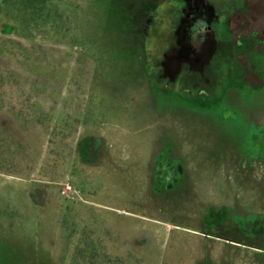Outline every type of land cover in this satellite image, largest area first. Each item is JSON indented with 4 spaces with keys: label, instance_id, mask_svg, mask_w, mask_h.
Segmentation results:
<instances>
[{
    "label": "rangeland",
    "instance_id": "obj_1",
    "mask_svg": "<svg viewBox=\"0 0 264 264\" xmlns=\"http://www.w3.org/2000/svg\"><path fill=\"white\" fill-rule=\"evenodd\" d=\"M185 1L206 20L187 26V48L210 13L225 42L227 24L234 41L264 26V0ZM180 2L0 0V264H264V205L246 176L264 51L248 66L260 85L225 75L203 98L178 58L171 73L186 69L192 91L156 85L173 43L165 11ZM150 16L163 28L146 34ZM162 154L180 163L172 186L155 174Z\"/></svg>",
    "mask_w": 264,
    "mask_h": 264
},
{
    "label": "flooded vegetation",
    "instance_id": "obj_2",
    "mask_svg": "<svg viewBox=\"0 0 264 264\" xmlns=\"http://www.w3.org/2000/svg\"><path fill=\"white\" fill-rule=\"evenodd\" d=\"M186 3L187 2L185 0H181L178 7L165 11L167 20L163 26H166L169 38L171 37L173 43L165 45L164 50L160 52L162 53V55H160V58L162 59L155 60V62L159 64L157 65L155 72L151 74L152 82L156 85L163 86L167 84L171 86L177 85V88H180L181 90L186 89L192 91L190 87H183L185 84L184 81L188 77L185 70L195 68L198 69L196 70V73H194L198 77H196V79H198L196 81L199 84L197 87L201 86L198 88L197 92L201 94L203 92V95H205L203 98L215 96V93H213L215 91V87H217L218 84H221L225 75H227L226 77L230 76L233 79H238L242 76L245 81L256 79L257 84H263V79L260 74L256 73L251 76L248 72L249 64L254 67V63H252V56L254 52L264 51L263 23H261L259 28L260 30H257L256 33H250L247 30L237 32L236 41H234L235 30L233 29V26H231V24H227L228 32L226 34V47H221L219 45L214 46L211 45L210 42L211 35L214 32V34L217 35L220 28L217 27L218 22L212 18V14H209V21H211V25L209 26L210 29L204 31V35L201 36L200 45L187 48L182 44V34L185 30H187V26H191V24L195 23L198 26L202 23V21L206 20L202 18V13L199 10H194L193 16L189 19L190 17L188 18L187 13L185 12V8H187ZM197 3L198 5H202V1L198 0ZM232 13L233 12L229 13L227 23L230 21ZM148 21H151V28H148V25L146 28V34L149 33V31L151 32V29L153 30V28H158V25L160 26L159 28H163L161 26V23H163L162 19L154 20L153 16H150ZM256 44L257 49H253ZM149 49L151 59L154 51L152 46H150ZM165 52L166 54H164ZM249 53L251 55L249 57V61L245 62L244 57ZM176 58L180 60L178 61ZM240 58L243 60L245 65L240 63ZM176 61H178L177 63L179 64L182 63L187 66L185 70L183 69V72L180 75H176V72L171 73L172 68L169 67ZM207 84L210 86L209 91L208 88L205 87ZM258 133H260V137L258 138V143L255 147L257 148V154L255 156L256 160L255 163H249V174H246V176H252L251 182L256 183V192L260 196L259 203L264 205V126ZM258 133L257 136H259ZM179 165V160L172 159L170 155L162 154L160 159L154 164L155 174L160 177V179L168 182L170 181L172 186V184L179 177Z\"/></svg>",
    "mask_w": 264,
    "mask_h": 264
},
{
    "label": "trees",
    "instance_id": "obj_3",
    "mask_svg": "<svg viewBox=\"0 0 264 264\" xmlns=\"http://www.w3.org/2000/svg\"><path fill=\"white\" fill-rule=\"evenodd\" d=\"M43 1H45V0H41V3L43 2ZM27 2H28V5L30 4L31 6L34 4V2H36V0H27ZM210 15H211V13H210ZM210 15H209V17H210ZM215 33V32H214ZM214 33H212V35H211V40H210V42H211V45H214V46H217V45H219V46H221V47H226V42H225V40H222L220 37V33H218L217 32V34L219 35H215ZM210 44V43H209Z\"/></svg>",
    "mask_w": 264,
    "mask_h": 264
}]
</instances>
